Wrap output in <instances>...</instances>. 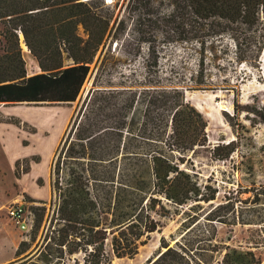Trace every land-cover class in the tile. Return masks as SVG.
I'll use <instances>...</instances> for the list:
<instances>
[{
  "label": "trees",
  "instance_id": "obj_1",
  "mask_svg": "<svg viewBox=\"0 0 264 264\" xmlns=\"http://www.w3.org/2000/svg\"><path fill=\"white\" fill-rule=\"evenodd\" d=\"M115 5L0 0V104L74 102L97 51L121 39L127 21L148 54L179 44L195 57L188 75L172 66L162 77H147V84H101L95 74L51 164L49 207L44 200L30 206L29 236L6 264H111L133 258L171 215L184 217L183 232L173 244L161 238V248L146 264H212L216 254L221 255L216 264H264L252 250L215 243V228L197 226L201 220L263 222L254 209L229 214L227 196L213 205L217 187L210 177L201 179L181 166L189 152L208 144L207 121L186 100L185 90L216 88L208 73L212 62L231 71L257 66L264 50V0H125L127 16L114 17ZM21 42L40 72L27 73ZM254 112L264 124V110ZM234 150L229 141L209 152L226 159ZM250 191L252 197L242 201L258 203L263 191Z\"/></svg>",
  "mask_w": 264,
  "mask_h": 264
},
{
  "label": "rangeland",
  "instance_id": "obj_2",
  "mask_svg": "<svg viewBox=\"0 0 264 264\" xmlns=\"http://www.w3.org/2000/svg\"><path fill=\"white\" fill-rule=\"evenodd\" d=\"M109 1L104 0L105 4L112 7L116 4L114 17L124 15L125 0ZM126 24L121 39L111 41L97 51L90 65L89 74L74 102L43 104L45 106L26 103L0 104V121H4L3 126L1 125L4 130H0V141L4 140V143L0 142V241H3L0 260L6 257L10 261L15 260L14 253L19 241L27 238L30 233V229L23 230L20 225L10 220L8 207L15 202H21L24 209L30 210L31 205H40L42 200L47 201L46 206L49 207L51 164L69 129L70 120L92 87L97 72L98 82L101 84L111 81L117 85L121 81H131L126 85L130 83L137 85L141 81L147 84L145 79L151 75L164 76L172 66L187 75L188 71L194 68V54L179 44H172L158 53L148 54L146 45L140 46L134 40L131 22L127 21ZM20 39L22 40V36ZM2 42L0 36V52ZM24 46L21 42L27 73L40 72L35 58ZM222 63L223 61L216 62L220 65ZM208 67L212 87L216 88L185 90L186 100L201 111L207 121L208 144L205 147H198L194 153L189 152L187 156L189 160L181 166L189 172L196 173L201 179L210 177L217 187L213 205L224 203V196H227L232 201L229 214L236 215L240 211L244 215L249 214L252 207L258 215L257 219H262L263 222L258 224L215 222L209 225L201 220L197 226L201 229L215 228V243L241 250H252L256 256L264 259V190L261 188L264 187V124L254 112L264 110V50L256 67L242 65L236 71H231L229 67L216 68L214 62ZM237 75L238 77L242 75L240 81L236 80ZM232 86L234 88L230 91L226 89ZM236 92L238 95L235 98ZM215 104H220L226 109L219 110ZM44 110L57 113L60 122L64 117L62 130L53 142L47 173L44 172V161L59 124L50 126L34 121V116ZM229 141H233L235 150L228 158L214 159L210 156L209 149L212 146ZM9 154L19 156L11 161ZM251 187L263 191L259 195L258 203L242 201L252 197ZM183 219L184 217L180 215L162 218V226L150 235L147 242L140 247L138 254L133 258H115L111 264H146L148 258L154 257L161 248V238L173 244V238L179 237L184 230ZM214 260H221V255L216 254ZM215 261L212 264H216Z\"/></svg>",
  "mask_w": 264,
  "mask_h": 264
},
{
  "label": "bare ground",
  "instance_id": "obj_3",
  "mask_svg": "<svg viewBox=\"0 0 264 264\" xmlns=\"http://www.w3.org/2000/svg\"><path fill=\"white\" fill-rule=\"evenodd\" d=\"M215 107H217V109H219V110L220 109L221 110L226 109V107L221 106L220 104H215ZM47 111L44 110L43 112H39L38 114H36L34 116V121L39 122V123H45V124H48L50 126L59 124L58 130L55 133V136H54L53 141H52V143L50 145L47 157H46V159L44 161V172H46V173H47V170H48V161H49L52 149L54 147V143L53 142H54L55 138L58 137L60 131L62 130V126L64 125V117L61 119V122H60V119L58 118L59 116L57 115V113H55L53 111H49V110H47Z\"/></svg>",
  "mask_w": 264,
  "mask_h": 264
},
{
  "label": "built area",
  "instance_id": "obj_4",
  "mask_svg": "<svg viewBox=\"0 0 264 264\" xmlns=\"http://www.w3.org/2000/svg\"><path fill=\"white\" fill-rule=\"evenodd\" d=\"M109 2H111V0ZM19 35L21 34L19 33ZM8 215L10 220H12L15 224L20 225L21 229H31L33 224V214L31 210L24 209L21 202H15L10 205L8 207Z\"/></svg>",
  "mask_w": 264,
  "mask_h": 264
},
{
  "label": "crops",
  "instance_id": "obj_5",
  "mask_svg": "<svg viewBox=\"0 0 264 264\" xmlns=\"http://www.w3.org/2000/svg\"><path fill=\"white\" fill-rule=\"evenodd\" d=\"M3 108H4V107H3ZM3 108H1V112H2ZM3 123H4V121H0V130H4V129L1 127V125L3 126ZM14 133H15V131H14ZM0 135H1V134H0ZM6 135H7V131H6ZM1 140H2V139H1ZM0 142H1V143H4V140H2V141H0ZM4 145H5V144H4ZM1 149H2V148H1ZM18 156H19V155H10V154H9V157H10V160H11V161L17 159ZM0 229H1V228H0ZM0 232H1V230H0ZM2 242H3V241H0V248H1V246H2ZM8 262H10V260L7 259V257L4 258V259H1V260H0V264H6V263H8Z\"/></svg>",
  "mask_w": 264,
  "mask_h": 264
},
{
  "label": "water",
  "instance_id": "obj_6",
  "mask_svg": "<svg viewBox=\"0 0 264 264\" xmlns=\"http://www.w3.org/2000/svg\"><path fill=\"white\" fill-rule=\"evenodd\" d=\"M38 106H45V105H38ZM173 242H175V240Z\"/></svg>",
  "mask_w": 264,
  "mask_h": 264
}]
</instances>
